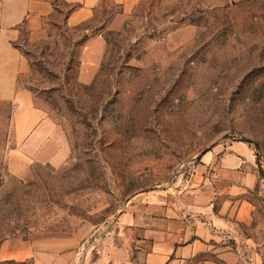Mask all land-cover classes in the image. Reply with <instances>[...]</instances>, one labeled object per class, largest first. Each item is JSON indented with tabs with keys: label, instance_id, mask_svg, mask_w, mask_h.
I'll return each mask as SVG.
<instances>
[{
	"label": "rangeland",
	"instance_id": "obj_1",
	"mask_svg": "<svg viewBox=\"0 0 264 264\" xmlns=\"http://www.w3.org/2000/svg\"><path fill=\"white\" fill-rule=\"evenodd\" d=\"M51 2L41 27L17 39L27 60L17 87L32 88L68 154L59 164L22 156L16 103L0 100V244L86 247L132 195L187 178L215 144L242 141L258 176L243 191L239 264H264V0H137L123 15L100 0L79 22L73 5ZM95 36L103 51L82 81Z\"/></svg>",
	"mask_w": 264,
	"mask_h": 264
},
{
	"label": "crops",
	"instance_id": "obj_2",
	"mask_svg": "<svg viewBox=\"0 0 264 264\" xmlns=\"http://www.w3.org/2000/svg\"><path fill=\"white\" fill-rule=\"evenodd\" d=\"M64 1L74 6L69 21L79 22L100 0ZM111 1L121 6L119 15L137 2ZM52 11L51 0H0V100L16 103L17 151L32 161L59 164L68 154L61 131L32 104L31 90L17 87L27 69L17 44L21 30L36 31ZM103 47V38L95 36L84 49L82 81L93 75ZM254 161L242 141L215 144L199 153L187 178L132 195L86 247L39 249L9 238L0 244V264L18 259L32 264H239L240 223L248 214L243 191L257 179Z\"/></svg>",
	"mask_w": 264,
	"mask_h": 264
},
{
	"label": "trees",
	"instance_id": "obj_3",
	"mask_svg": "<svg viewBox=\"0 0 264 264\" xmlns=\"http://www.w3.org/2000/svg\"><path fill=\"white\" fill-rule=\"evenodd\" d=\"M28 88L29 89H32L31 87H28ZM256 163H257V166H258V169H259L260 173L262 174L263 173V170L260 167V162H259V159H258L257 155H256Z\"/></svg>",
	"mask_w": 264,
	"mask_h": 264
}]
</instances>
